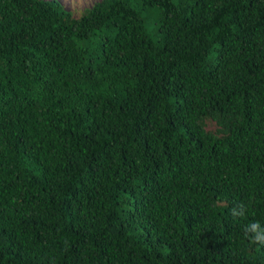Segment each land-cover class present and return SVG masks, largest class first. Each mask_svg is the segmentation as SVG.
I'll return each mask as SVG.
<instances>
[{"label": "trees", "instance_id": "trees-1", "mask_svg": "<svg viewBox=\"0 0 264 264\" xmlns=\"http://www.w3.org/2000/svg\"><path fill=\"white\" fill-rule=\"evenodd\" d=\"M0 264H264V0H0Z\"/></svg>", "mask_w": 264, "mask_h": 264}, {"label": "rangeland", "instance_id": "rangeland-1", "mask_svg": "<svg viewBox=\"0 0 264 264\" xmlns=\"http://www.w3.org/2000/svg\"><path fill=\"white\" fill-rule=\"evenodd\" d=\"M65 9L69 10L75 18H78L85 9L91 7L99 0H59ZM206 129L211 131L216 130V125L213 121H205Z\"/></svg>", "mask_w": 264, "mask_h": 264}]
</instances>
